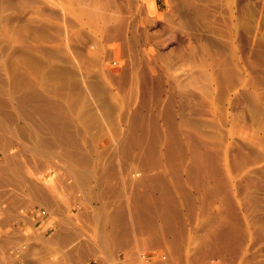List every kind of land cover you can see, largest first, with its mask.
Wrapping results in <instances>:
<instances>
[{
    "label": "rangeland",
    "instance_id": "rangeland-1",
    "mask_svg": "<svg viewBox=\"0 0 264 264\" xmlns=\"http://www.w3.org/2000/svg\"><path fill=\"white\" fill-rule=\"evenodd\" d=\"M0 35V73L3 74L0 82L2 79V88L5 87L4 92L1 91L3 96L0 95L2 101L6 94L13 92L12 87L20 88V84L29 82L28 75L35 73L36 76L40 71L45 75L42 81L43 88L47 87L45 91L62 93L61 97L54 95L55 99L50 93V97L65 104L69 97L68 118L74 125H71V132L81 144V154L84 152L83 156H88L92 165L86 166L89 169L75 165L70 172L71 168L62 160L52 158L47 152L49 158L34 159L41 167L37 166L39 170L28 168L23 177L26 183L22 186L16 182V177L1 178L3 175L0 174L1 180L13 178L16 182L11 181L14 188L10 191H3L7 192L3 193L7 202V196L11 195L10 203L6 204L5 199L0 201V264L9 262L12 250L18 251L13 257L19 256L20 264H129L131 261L130 264H145L141 258L143 253L164 251L167 255L160 258L163 259L161 262L152 259L147 263L264 264V0H0ZM47 64L53 68H48ZM60 68L63 71H59ZM20 70L21 73L24 71L22 80V75L17 74ZM16 75L20 77L16 78ZM130 119L145 121L148 125L150 138L156 144L153 146L154 157H189L188 150L178 154L187 146L185 137H188L192 143H205L212 157L222 159L218 167L225 173L224 180L228 185H225V194L237 223L233 222L231 248L225 254H219L220 258L215 255V246L207 230H211V224L227 226L223 214L227 206L221 209L220 204L211 201L212 197L202 194L205 192L197 184L206 181L209 184V179L199 177L201 182L197 177L188 179L191 176L181 170L179 175L163 173L160 178L170 186L173 207L176 214L179 213L173 225L179 237L174 236L179 240L174 239L176 247L171 239L173 234L164 236L166 233L162 231L161 242L157 244L149 241L148 234H144L141 227L138 229V225L128 234L131 245L128 243L120 248L115 244L121 236L118 231L114 236V231H108L107 227L118 226L114 216L123 208L128 212L123 210L125 220L129 219L132 225L133 208L129 201L134 191L131 185L136 186V179H140L131 176L139 166L138 159L132 157L139 156L130 133V125H133ZM20 127H16L17 140L27 143L22 124ZM168 152L174 155L168 156ZM28 156L26 153L24 158H32ZM176 163L180 166V162ZM3 166V157H0V169ZM54 166L60 170L50 171ZM34 187L42 188L35 190V194ZM149 190L146 195L155 199V190ZM155 206L153 214L157 221H162L160 211L163 210ZM23 209L28 211L27 214L25 210L28 218L29 214L38 212L48 215L49 219L47 222L19 219ZM55 222L57 227L52 229ZM68 234L72 236L69 237L71 243L75 244L70 251L61 242L63 238L67 240ZM206 235L210 243L205 244ZM57 237L60 241L56 242ZM113 242L115 245L111 244Z\"/></svg>",
    "mask_w": 264,
    "mask_h": 264
},
{
    "label": "bare ground",
    "instance_id": "bare-ground-1",
    "mask_svg": "<svg viewBox=\"0 0 264 264\" xmlns=\"http://www.w3.org/2000/svg\"><path fill=\"white\" fill-rule=\"evenodd\" d=\"M106 16V15H105ZM104 16V17H105ZM119 28V27H118ZM2 33V32H1ZM115 33V32H114ZM1 35H3V34H1ZM0 35V36H1ZM118 35V34H117ZM115 36V35H114ZM119 37V36H118ZM109 39V38H108ZM107 39V40H108ZM115 39V38H114ZM3 40V39H2ZM120 40V39H119ZM113 41V40H112ZM105 42V41H104ZM109 42V41H108ZM111 42V41H110ZM119 42V41H118ZM106 51V50H105ZM50 61V60H49ZM48 61V62H49ZM18 62V61H17ZM23 62V61H22ZM40 62V61H39ZM2 63V62H1ZM9 63V62H8ZM52 63V62H51ZM51 63H49V64H51ZM54 63V62H53ZM3 64V63H2ZM22 65V64H21ZM25 65V64H24ZM48 65V64H47ZM37 66H39V65H37ZM41 67H42V64L40 65ZM54 67H57V65L55 66V65H53ZM12 67V66H11ZM19 67V66H18ZM43 67H45V64L43 65ZM51 67V65H48V68H50ZM1 68V67H0ZM53 67H51L50 69H52ZM15 69H17L16 67H15ZM29 69V68H28ZM45 69H46V67H45ZM44 69V70H45ZM56 69V68H55ZM59 69V68H58ZM4 70H5V68H4ZM18 70V69H17ZM29 70H31L32 71V69H29ZM38 70H39V67H38ZM41 70V69H40ZM15 71V70H14ZM25 71H27V69H25ZM30 71V72H31ZM42 71V70H41ZM49 71V70H48ZM52 71H54L55 72V70L53 69ZM57 71V70H56ZM59 71H63V70H61V68H60V70ZM66 71V70H65ZM3 72V71H2ZM17 72V71H16ZM22 71L20 70V72H17V74L18 75H22L23 73H24V71H23V73H21ZM27 72H29V71H27ZM26 72V73H27ZM36 72V71H35ZM43 72V71H42ZM53 72V73H54ZM4 73H5V71H4ZM10 73V72H9ZM12 73V72H11ZM15 72H13V74H14ZM21 73V74H20ZM26 73H25V75H26ZM46 73V72H45ZM64 73V72H63ZM1 74L2 73H0V76H1ZM12 74V75H13ZM31 74H32V72H31ZM34 75L32 76V75H28L26 78H28L29 79V82L27 81V82H25L24 83V85H22V84H20V86H18V87H20V88H14V87H12V89L14 88L15 90H12L11 89V92L12 93H10V94H6L5 95V93H4V95L6 96V98L5 99H3V101H2V99L0 98V157H3V163H4V166H3V169H0V174L1 175H3L1 178H5V176H12L13 178L14 177H16L17 178V180H16V182L17 183H20L21 184V186L23 185V183H26V179L24 180L23 179V177H25L26 176V172H27V169L28 168H34L35 170H39L40 169V167H41V165H40V167H39V165L37 164L36 165V160H34L36 157H46V158H49L48 157V154L50 155V156H52V158H57V159H59V161L60 160H62L63 161V163H65V165L66 166H68L69 168H71L70 169V172H72V168H73V166H77L78 167V165H80V167L81 166H84V167H86L87 165H91V163L89 162V159H87L88 158V156L87 157H85V156H83V154H84V152H83V154H81V144L79 143V142H77L76 141V139H75V137H74V132L72 133L71 132V122L72 121H70L69 120V118H68V111H69V109H68V102H67V100H68V98L69 97H67V100H66V103L67 104H65L63 101V103H58L56 100H54L55 99V96L54 95H57V92L55 93L54 92V94L52 93V92H48V91H45V89L47 88H43V86H42V81H43V78L45 77V75L43 76L42 75V73L39 71H37V73H36V76H35V73H33ZM44 74V73H43ZM57 74V73H56ZM3 75V74H2ZM18 75H16L17 77L16 78H19L20 76H18ZM46 75H48V74H46ZM111 75V74H110ZM114 75V74H113ZM24 75H22L21 76V80H22V77H23ZM54 76H57V75H55L54 74ZM2 77V76H1ZM0 77V78H1ZM6 77V76H5ZM9 77V76H8ZM25 77V76H24ZM48 77V76H47ZM58 77V76H57ZM114 77V76H113ZM9 78H11V77H9ZM26 78H23V79H25L26 80ZM120 78V77H119ZM19 79V80H20ZM45 79V78H44ZM12 81H13V78L11 79ZM8 81V80H7ZM24 81V80H23ZM49 81V80H48ZM116 81V80H115ZM1 82H2V79H1ZM0 82V95H1V91H3V88H5V87H3L2 88V83ZM4 82V81H3ZM6 82V81H5ZM8 83V82H7ZM23 83V82H22ZM48 83V82H47ZM6 83H4L3 85H5ZM12 84V83H11ZM16 83H14V85H15ZM18 84H19V82H18ZM46 84V83H45ZM80 84V83H79ZM93 84V83H92ZM46 85H48V84H46ZM82 85V84H81ZM6 86V85H5ZM12 85H10V87H11ZM17 86V85H16ZM15 86V87H16ZM8 87V86H7ZM57 88L58 87H56V90H57ZM51 89V88H50ZM53 89H55V88H53ZM53 89H52V91H53ZM91 89V88H90ZM5 90V89H4ZM48 90V89H47ZM9 91V90H8ZM7 91V93H9ZM50 91V90H49ZM4 92V91H3ZM53 94V97H54V99L52 98V97H50L51 95H49V94ZM60 94H62V93H60ZM60 94H58L57 96H59ZM72 94V93H71ZM79 94H81V93H79ZM8 95V96H7ZM3 95H1V97H2ZM65 96V95H64ZM59 97H61V95L59 96ZM76 97V96H75ZM74 97V98H75ZM81 97V96H80ZM58 98V97H57ZM65 98V97H64ZM90 98V97H89ZM61 99V98H60ZM62 99H63V97H62ZM71 100V99H70ZM59 102H60V100H59ZM70 102V101H69ZM76 102V101H75ZM70 104V103H69ZM71 105V104H70ZM77 105V104H76ZM70 107V106H69ZM84 110V109H83ZM151 110V109H150ZM89 112V111H88ZM87 113V112H86ZM167 113V112H166ZM171 113V112H170ZM146 114V113H145ZM157 114V113H156ZM169 114V113H168ZM174 115V114H173ZM72 116V115H71ZM148 116V115H147ZM165 116V115H164ZM168 116H171V115H168ZM135 117V116H134ZM137 117V116H136ZM173 117V116H172ZM71 118H73V117H71ZM144 118H147V117H144ZM74 119H76V118H74ZM132 119V118H131ZM130 119V120H131ZM139 119V118H138ZM138 119H135V120H131L132 121V123H133V125H130V126H132V127H130V130H132V131H130V133L133 135V136H131V137H133L134 138V144L133 145H135L136 147H137V156H139V157H132V158H137L138 159V161H139V166H138V168H136L137 169V171L135 172V168L133 169L134 170V175L132 174H130L131 176H138L140 179H136L135 177V179L137 180V183L135 184L136 186H134V185H131L132 184V182L130 181V185L132 186V189H133V191H134V194H133V198H131L130 199V201H129V205L131 206V209L133 208V210H132V212H133V217L131 216V218H133L134 220L132 221V219H131V221H132V225L130 224L131 222H130V220L128 219V221L130 222H128V221H126L125 220V213L123 212V210H125L123 207H121V206H119V208H123L122 209V212H120L121 211V209L119 210V211H117V213H118V215L116 216H114V215H112V216H114V217H116V224H123V222L124 221H126V222H128V225L130 226V228H129V230H130V232L132 231V229H133V227H134V229H136V227H138L139 226V228L138 229H140V227H141V231L142 232H144V230H145V232H144V234H148L147 235V239L149 238V236H150V234H152V236H150V237H153V235L154 236H157V237H159L160 239H162L161 237H162V234H161V232L162 231H164V233H166V234H164V236H166L167 235V233H169L170 235L171 234H173L172 236H173V238L171 237V239H172V241H174L175 242V244H174V246L175 245H177V242L176 241H179L178 239L176 240L175 238H174V236H175V234H177L176 232H175V230L176 229H174L175 227L173 226L176 222H177V217H178V214H176L177 212V210H174L175 208L173 207V204L174 203H172L173 201H172V198H171V196H173L172 194H171V192L169 193V188H168V186H166L165 185V179L164 178H162V180L164 181V183H163V181H161V177L162 176H164L163 175V173H177V175H179L178 174V172H180L179 170H181V171H183V172H185V173H187L189 176H191V177H188V175H187V177H188V179L189 178H193V177H197L198 179V182H201V181H199V177L200 178H205V180L206 179H209L211 182L209 183V184H206V182H205V180H203L204 182H205V184L204 183H200V185H199V183L197 184L199 187H201L202 189H200L201 191H204L205 193H202V194H207L208 196H210V197H212L211 199V201H214V202H216V203H218V204H220L219 206H222V208L221 209H224L226 206H227V208H225L224 209V212H223V214H224V216H225V218H226V224H227V226L226 227H222L221 225H219V224H215L214 226H213V224H211L212 226H211V230L209 231V229L207 230L208 232H207V234L209 235V237H211L212 239V241H213V244H214V248H212V247H210V249H214L215 251V255L217 256V257H219V254H225L230 248H231V244H232V240H233V232H234V223H237L236 222V219H234V217H232V207H231V204H229L230 202L229 201H227V197H226V187H225V180H224V175H225V173L222 171V169L221 168H219L218 167V164L220 163V160H222V159H219V157H212L213 155H211L210 154V152H207V148L206 147H208V146H205L206 144L205 143H203V144H201V143H192V139L191 138H188V137H185V139H186V144H187V146H188V148H187V146L186 147H182L184 150H183V152H180V151H182L181 149H180V151H179V153L178 154H180V155H182V153H184L185 154V152L188 150V156L189 157H182V156H184V155H182L181 157H175V156H173V155H171V156H173V157H154L155 156V154L153 153L155 150V147H154V149H153V146H155L156 144H154L155 142V140H153V138L151 139L150 137V135H151V133H150V131H149V128L147 127L148 125L145 123V121H144V123H141V122H139V120ZM155 119V118H154ZM171 119V118H170ZM145 120V119H144ZM167 120H169V119H167ZM103 121V120H102ZM172 121V120H171ZM147 122H148V120H147ZM150 122V121H149ZM73 123H74V120H73ZM113 123H114V121H113ZM126 123V122H125ZM157 123V122H156ZM173 122H171V124H172ZM176 123V122H175ZM175 123H174V125H175ZM22 124V127H23V132H24V134H26V136L25 137H27V140L26 141H28L27 143H19L18 142V140H17V130H16V127H17V125H18V127H20V125ZM75 124V123H74ZM83 124H84V122H83ZM154 124H155V121H154ZM171 124H169V125H171ZM127 125V124H126ZM155 125H157V124H155ZM174 125H172V126H174ZM72 126H74V125H72ZM115 126V125H114ZM175 127V126H174ZM174 127H172V128H174ZM104 128V127H103ZM107 128V127H106ZM152 128V127H151ZM159 128V127H158ZM80 129V128H79ZM79 129H77L78 130V133L79 132H81V130H79ZM176 129V128H175ZM73 130V129H72ZM76 130V131H77ZM87 130V129H86ZM115 130V129H114ZM114 130H112V131H114ZM119 130V129H118ZM174 130V129H173ZM20 131H21V127H20ZM85 131V130H84ZM172 131V130H171ZM77 133V134H78ZM108 133V132H107ZM127 133H128V131H127ZM153 133V132H152ZM18 134H19V132H18ZM23 134V133H22ZM21 134V135H22ZM20 135V136H21ZM130 135V134H129ZM19 136V137H20ZM85 136V135H84ZM186 136V135H185ZM78 137V140H79V137L80 136H77ZM154 137H155V135H154ZM21 139V138H20ZM92 139H93V137H92ZM112 139H113V137H112ZM129 139H130V136H129ZM200 139V138H199ZM86 140H88V139H86ZM115 140V139H114ZM131 140V139H130ZM129 140V141H130ZM24 141V140H23ZM80 141V140H79ZM128 141V142H129ZM178 141V140H177ZM132 142H133V139H132ZM156 142H158V141H156ZM169 142V141H168ZM197 142V141H196ZM86 143H87V141H86ZM130 143H131V141H130ZM175 143V142H174ZM177 143V142H176ZM83 144V143H82ZM173 144V143H172ZM180 144H181V142H180ZM191 144H193L192 146H191ZM205 144V145H204ZM87 145V144H86ZM112 145V144H111ZM131 145V144H130ZM133 145H132V147H133ZM168 145V144H167ZM176 145H179L178 143L176 144ZM82 146H85V145H82ZM173 146V145H172ZM180 146V145H179ZM183 146V145H182ZM165 147V146H164ZM177 147V146H176ZM70 148H74L73 150L74 151H70ZM83 148H85V147H83ZM82 148V149H83ZM186 148V149H185ZM62 149V151H61V153H55V151L57 150H61ZM88 149V148H87ZM128 149V148H127ZM132 149H134V147L132 148ZM179 149V148H178ZM207 149V150H206ZM210 149V148H209ZM168 150H170V148L168 149ZM171 150H173V149H171ZM54 151V152H53ZM209 151V150H208ZM47 152H48V154H47ZM167 152V151H166ZM170 152V151H169ZM169 152H168V156H170L169 155ZM26 153H29V156L28 157H32L31 159H25L24 157H25V154ZM86 153V152H85ZM171 153V152H170ZM89 154H90V152H89ZM176 154V153H175ZM53 155L54 156H56V157H53ZM166 155V156H167ZM91 156V155H90ZM131 158V157H130ZM94 160V159H93ZM42 161V160H41ZM40 161V162H41ZM104 161V160H103ZM137 161V162H138ZM165 161V162H164ZM163 162H164V164H163ZM176 162H180V166L179 165H177L178 163H176ZM60 163V162H59ZM62 163V162H61ZM60 163V164H61ZM88 163H90V164H88ZM134 163H135V161H134ZM2 164V163H1ZM60 164H58L59 166H60ZM95 164V163H94ZM53 165H55V164H53ZM63 165V164H62ZM35 166V167H34ZM39 167V169H37L38 167ZM75 166V167H76ZM92 166V165H91ZM95 166V165H94ZM223 166V165H222ZM56 167H58V166H54V168H52L50 171H52L53 173L54 172H58L60 169L58 168V170L56 169ZM74 167V168H75ZM115 167V166H114ZM1 168V167H0ZM60 168H61V166H60ZM90 168H92V167H90ZM112 168V167H111ZM132 168H133V166H132ZM34 169H31V170H33V172H34ZM43 169V168H42ZM45 169V168H44ZM48 169V168H47ZM64 169V168H63ZM86 169H89L88 167H86ZM224 169V168H223ZM57 170V171H56ZM61 170H62V168H61ZM66 170V169H65ZM64 171V170H63ZM67 171V170H66ZM66 171H64V172H66ZM93 171V170H92ZM95 171V170H94ZM93 171V172H94ZM113 171V170H112ZM120 171V170H119ZM123 171V170H122ZM41 172H42V170H41ZM82 172V171H81ZM100 172V171H99ZM30 173V172H29ZM28 173V174H29ZM76 173V172H75ZM92 173V172H91ZM71 174V173H70ZM79 174H81V173H79ZM94 174V173H93ZM92 174V175H93ZM0 175V176H1ZM30 175V174H29ZM38 175V174H37ZM83 175V174H82ZM87 175V174H86ZM95 175V174H94ZM36 176V175H35ZM66 176V175H65ZM73 176V175H72ZM78 176V175H77ZM85 176V175H84ZM83 176V177H84ZM167 176V175H166ZM175 176V175H174ZM181 176V175H180ZM179 176V177H180ZM33 177V176H32ZM61 177H62V175H61ZM80 177H81V175H80ZM186 177V178H187ZM13 178H12V180L11 181H14L13 180ZM31 178V177H30ZM37 178V177H36ZM66 178V177H65ZM133 178V177H132ZM173 178V177H172ZM175 178H178V177H175ZM73 179V178H72ZM91 179V178H90ZM109 179V178H108ZM111 179V178H110ZM113 179V178H112ZM158 179H160L159 181H156V180H158ZM170 179V178H169ZM195 179V178H194ZM194 179L192 180V181H194ZM4 179H0V201H2V202H4L3 201V199H5V198H3V193H5V192H3L4 190H8V191H10L11 190V188H14V187H12L13 185H12V183H11V181L9 180V179H7L6 178V180H4ZM39 179H37L36 181H38ZM67 180V179H66ZM69 180V179H68ZM79 180V179H78ZM89 180V179H88ZM138 180H139V182H138ZM196 180V179H195ZM208 180V181H209ZM29 181V180H28ZM35 181V182H36ZM65 181V180H64ZM85 181V180H84ZM108 180H106V182H107ZM115 181V180H114ZM167 181V180H166ZM15 182V181H14ZM13 182V183H14ZM16 182L14 183V184H16ZM31 182V181H30ZM34 182V183H35ZM78 182V181H77ZM83 182V181H82ZM110 182V181H109ZM135 182V181H134ZM179 182V181H178ZM177 182V183H178ZM196 182V181H195ZM29 183V182H28ZM32 183V182H31ZM39 183V182H38ZM56 183V182H55ZM120 183V182H119ZM129 183V182H128ZM138 183H140L139 185H140V187H139V185L137 186V184ZM37 184V183H36ZM40 184V183H39ZM89 184V183H88ZM99 184V183H98ZM111 184V183H110ZM179 184V183H178ZM191 184V183H190ZM35 185V184H34ZM72 185V184H71ZM84 185H85V183H84ZM107 185V184H106ZM114 185V184H113ZM144 185V189H143V186ZM174 185V184H173ZM183 185V184H182ZM197 185H195V186H197ZM19 186V185H18ZM31 186V185H30ZM108 186V185H107ZM126 186V185H125ZM198 186H197V188H198ZM226 186H228V185H226ZM38 187H40V186H38ZM37 187V189L34 187L33 188V190H34V192H35V190L37 191L39 188ZM51 187V186H50ZM65 187V186H64ZM94 187V186H93ZM98 187V186H97ZM170 187V186H169ZM26 188V187H25ZM42 188V187H41ZM40 188V189H41ZM53 188V187H52ZM88 188V187H87ZM108 188V187H107ZM126 187H124V189H125ZM129 188H131L130 186H128V189ZM148 188V190H149V188H153L155 191V193H154V198L155 199H153V198H151L149 195H146V193L145 192H147L145 189H147ZM155 188H157V189H155ZM181 188H182V186H181ZM29 189V188H28ZM27 189V190H28ZM30 189H32V188H30ZM39 189V190H40ZM51 189V188H50ZM66 189V188H65ZM112 189V188H111ZM110 189V190H111ZM127 189V188H126ZM137 189H139L138 190V192L136 191ZM179 189H180V185H179ZM194 189V188H193ZM16 190V189H15ZM33 190H32V192H33ZM38 190V191H39ZM44 189H42V191H43ZM54 190H55V188H54ZM59 190V189H58ZM70 190V189H69ZM72 190V189H71ZM76 190V189H75ZM104 190V189H103ZM158 190V191H157ZM183 190V189H182ZM186 190V189H185ZM198 191H199V189H197ZM19 191V190H18ZM77 191V190H76ZM129 191H130V189H129ZM152 191V190H151ZM27 192V191H26ZM29 192V191H28ZM58 192H60V190L58 191ZM117 192V191H116ZM123 192V191H122ZM173 192V191H172ZM181 192V191H180ZM184 192V191H183ZM230 192V191H229ZM13 193V192H12ZM18 193V192H17ZM31 193V192H30ZM29 193V194H30ZM37 192H35V194H36ZM51 193V192H50ZM147 193H150V190H149V192H147ZM5 194H7V192L5 193ZM9 194H11V193H9ZM53 194H55V193H53ZM110 194V193H109ZM130 194V193H129ZM171 194V195H170ZM180 194V193H179ZM18 195H19V193H18ZM18 195L16 194V197H18ZM21 195V194H20ZM24 195V194H23ZM31 195V194H30ZM33 195H34V193H33ZM83 195V194H82ZM153 195V194H152ZM190 195V194H189ZM207 195H205V196H207ZM7 196V195H6ZM42 196H44V195H42ZM47 196V195H46ZM60 196V195H59ZM64 196H65V194H64ZM72 196V195H71ZM84 196V195H83ZM8 198L7 199H9L10 200V198L9 197H11V195L10 196H7ZM55 198H56V196H54ZM79 197H81V195L79 196ZM85 197V196H84ZM83 197V198H84ZM132 197V196H131ZM153 197V196H152ZM187 197H188V195H187ZM186 197V198H187ZM229 197V196H228ZM33 197H31V199H32ZM39 199H40V197H38ZM66 198V197H65ZM38 199V200H39ZM44 199H45V197H44ZM42 200V202L45 204L46 203V201L45 200ZM46 199H48L47 197H46ZM75 199H77L76 197H75ZM184 199V198H183ZM226 199V200H225ZM8 200V202L6 201V199H5V202H7L6 204H8V203H10V201ZM33 200V199H32ZM31 200V201H32ZM37 200V201H38ZM49 200V199H48ZM60 200H61V198H60ZM153 200H154V203L155 204H153ZM198 200V199H197ZM228 200H230L229 198H228ZM21 201V200H20ZM23 201V200H22ZM27 201V200H26ZM35 201V200H34ZM74 201V200H73ZM124 201V200H123ZM122 201V202H123ZM126 201H127V199H126ZM176 201V200H175ZM2 202H0V203H2ZM28 202V201H27ZM48 202V201H47ZM50 202V201H49ZM204 202V201H203ZM210 202V201H209ZM36 203V202H35ZM39 203H41V201H39ZM38 203V204H39ZM43 203H41V205L43 204ZM125 203V202H124ZM199 203V202H198ZM5 204V203H4ZM37 204V203H36ZM43 204V205H44ZM49 204V205H48ZM47 205H48V207L51 205V202L50 203H48ZM126 205H127V203H125ZM176 204V203H175ZM210 204H211V202H210ZM212 204H213V202H212ZM40 205V206H41ZM42 205V206H43ZM46 205V204H45ZM44 205V206H45ZM63 205H65L66 206V204H63ZM80 205V204H79ZM120 205V204H119ZM128 205V206H129ZM158 206V209H161V210H163V211H160V210H158V211H160V213H161V215L162 216H160V217H163L162 219L160 218V220H162L163 221V219H164V222H162V221H157V219H156V215L155 214H153V211L152 210H154L153 209V207L154 206ZM230 205V206H229ZM9 206V205H8ZM11 206V205H10ZM155 206V207H156ZM184 206V205H183ZM223 206H224V208H223ZM46 207V206H45ZM62 207V206H61ZM95 207V206H94ZM160 207V208H159ZM195 207V206H194ZM231 207V208H230ZM188 209H189V207H187ZM7 209V208H6ZM64 209V208H63ZM81 209V208H80ZM127 209V208H126ZM129 209H130V207H129ZM191 209V208H190ZM24 210V209H23ZM21 210V212H23L22 213V216L20 215V218L19 219H22V220H24L25 218H28L27 216H25V212L27 211L26 209V211L24 210ZM57 210V209H56ZM65 210V209H64ZM82 210V209H81ZM80 210V211H81ZM94 210V209H93ZM47 211V210H46ZM130 211V210H129ZM158 211H157V214H158ZM187 211V210H186ZM14 212V211H13ZM101 212V211H100ZM114 212V211H113ZM112 212V213H113ZM125 212H127L126 210H125ZM131 212V211H130ZM179 212V211H178ZM194 212V211H193ZM5 213V212H4ZM87 213V212H86ZM204 213V212H203ZM235 213H237V212H235ZM27 214H28V211H27ZM80 214H82V213H80ZM84 214V213H83ZM100 214V213H99ZM127 214H128V212H127ZM192 214V213H191ZM194 214V213H193ZM205 214V213H204ZM203 214V215H204ZM30 215V217L28 218V219H36V221H39V222H41V221H48V215L46 216L45 214H39L38 212L37 213H32V214H29ZM88 215V214H87ZM90 215V214H89ZM108 215V214H107ZM130 215H131V213H130ZM202 215V214H201ZM9 216V215H8ZM126 216H128V215H126ZM189 216V215H188ZM235 216H236V214H235ZM82 217H84V216H82ZM86 217V216H85ZM84 217V218H85ZM93 217V216H92ZM113 217V218H114ZM237 217V216H236ZM87 218V217H86ZM88 218H89V216H88ZM99 218V217H98ZM129 218V217H128ZM180 218V217H179ZM233 218V219H232ZM32 219V220H33ZM91 219V218H90ZM102 219H104V218H102ZM127 219V218H126ZM181 219V218H180ZM219 219V218H218ZM26 220V219H25ZM209 220V219H208ZM20 221V220H19ZM86 221V220H85ZM90 221V220H89ZM96 221V220H95ZM24 222V221H23ZM32 222V221H31ZM34 222V221H33ZM111 222V221H110ZM160 222H161V224L163 223V225H162V227H161V224H160ZM178 222H179V219H178ZM214 222V221H213ZM234 222V223H233ZM89 223V222H88ZM47 224V223H46ZM110 224V223H109ZM108 224V225H109ZM124 224H126V223H124ZM121 225L122 226V228H123V226H125V225ZM178 224V223H177ZM181 224V223H180ZM180 224H179V226H178V228L180 227ZM128 225H126L125 227L126 228H128L127 226ZM136 225H138V226H136ZM166 225V226H165ZM6 226V225H5ZM4 226V227H5ZM112 227H110V226H108L107 227V230L108 231H111V230H113L114 232H113V234H114V236L116 235V232L118 231L119 232V234H120V236H121V238H119V239H121V241L123 242V237L122 236H125L127 233H125V230L128 232L129 230H127L125 227L123 228V229H125V230H122L121 231V227H120V225H116V228H114L113 229V225H111ZM165 226V227H164ZM11 227V226H10ZM46 227V226H45ZM51 227H52V229H54V227H55V229H56V227H57V223L55 222L53 225H51ZM160 227L162 228V230L160 229ZM112 228V229H111ZM51 229V230H52ZM173 229H174V231H173ZM86 230V229H85ZM105 230V229H104ZM139 230V231H140ZM183 230V229H182ZM97 231V230H96ZM137 230H135V232H136ZM140 231V232H141ZM179 231H180V229H179ZM39 232V231H38ZM72 232H75V231H72ZM72 232H70V233H72ZM146 232H148V233H146ZM175 232V233H174ZM181 232V231H180ZM16 233V232H15ZM69 233V234H70ZM108 233H110V232H108ZM129 233V232H128ZM132 233V232H131ZM55 234V233H54ZM60 234V233H59ZM68 234V235H69ZM73 235H74V233H72ZM72 234H70V235H72ZM118 234V235H119ZM137 234V233H136ZM143 234V233H142ZM181 234V233H180ZM191 234V233H190ZM4 235V234H3ZM6 235V234H5ZM67 236L66 235V238H67V240L65 239V238H63L62 240H61V242L63 243V245L68 249V251H70V249L69 248H73L74 247V245L75 244H73V243H71V242H73V241H71V240H69L70 238L69 237H72V236ZM92 235V234H91ZM108 235V234H107ZM117 235V236H118ZM132 235V234H131ZM233 235V236H232ZM31 236V235H30ZM43 236V235H42ZM64 235H62V237H63ZM97 236V235H96ZM106 236V235H105ZM146 236V235H145ZM168 237H169V235H167ZM177 236V238H179L178 237V234L176 235ZM55 237V236H54ZM53 237V240L55 239ZM59 237V236H58ZM56 238V242L57 241H60L59 240V238L61 237V235H60V237L59 238ZM75 237V236H74ZM81 237V236H80ZM79 237V238H80ZM91 237V236H90ZM111 237V236H110ZM110 237H109V239L107 240L108 242H109V240H110ZM119 237V236H118ZM117 237V238H118ZM125 237H128V235H126ZM183 237V236H182ZM181 237V238H182ZM82 238V237H81ZM80 238V239H81ZM112 238H113V236H112ZM129 238V237H128ZM137 238H140V237H137ZM154 238L155 237H153V240L151 241V242H153V241H155L154 240ZM159 238H156V239H158L159 241H156L157 242V244L158 243H160L161 241H160V239ZM164 238V237H163ZM206 238H208L207 237V235H206V237H205V240H206ZM9 239V238H8ZM77 239V238H76ZM100 239V238H99ZM114 239V238H113ZM112 239V240H113ZM116 239V238H115ZM125 239H127V238H125ZM146 239V240H147ZM170 239V238H169ZM176 241H175V240ZM204 239V238H203ZM232 239V240H231ZM35 240V239H34ZM74 240V239H73ZM117 240V239H116ZM141 240V239H140ZM151 240V239H150ZM149 240V241H150ZM208 240V239H207ZM207 240L204 242L205 244L206 243H210V242H207ZM20 241V240H19ZM52 241V240H51ZM100 241V240H99ZM118 241V240H117ZM116 241V243L115 242H113V243H111V244H113V245H119V243ZM120 241V240H119ZM165 241H167V239L165 240ZM169 241V240H168ZM209 241V240H208ZM4 242V241H3ZM76 242H79V241H76ZM80 242H82V241H80ZM83 242H84V240H83ZM125 242V241H124ZM129 241L127 240V243H128ZM132 242H135V241H133L132 240ZM146 242V241H145ZM164 242V241H163ZM171 242V241H170ZM200 242V241H199ZM75 243V242H74ZM87 242H86V240H85V242H84V244H86ZM99 243V242H98ZM97 243V244H98ZM103 243H104V241H103ZM110 243V242H109ZM115 243V244H114ZM118 243V244H117ZM141 243V242H140ZM155 243V242H154ZM171 243H173V242H171ZM202 243V242H201ZM203 243V244H204ZM81 244V243H80ZM122 244H124V243H122ZM130 245H131V242L129 243ZM129 244H125L126 246H128ZM132 244H134V243H132ZM142 244V243H141ZM146 244H148V242H146ZM193 244V243H192ZM202 244V245H203ZM212 244V243H211ZM212 244V245H213ZM87 245V244H86ZM104 245H105V243H104ZM140 245V244H139ZM149 245V244H148ZM168 245H169V243H168ZM167 245V246H168ZM179 245V244H178ZM201 245V244H200ZM208 245V244H207ZM77 246V245H76ZM81 246V245H80ZM121 244L118 246V247H120L121 248ZM143 246V245H142ZM156 246H158V248L160 247L159 245H156ZM169 246H173V244H171V245H169ZM173 246V248H175ZM209 246H210V244H209ZM4 247V246H3ZM98 247V246H97ZM101 247V246H100ZM104 247H107L106 245L104 246ZM115 247V246H114ZM165 247V246H164ZM178 247V246H177ZM202 247V246H201ZM1 248V247H0ZM82 248V247H81ZM122 248H124V247H122ZM132 248V247H131ZM142 248V247H141ZM151 248V247H150ZM153 248V247H152ZM173 248H172V250H173ZM204 248V247H203ZM21 249V248H20ZM86 249V248H85ZM97 249H101V248H97ZM125 249V248H124ZM128 249V248H127ZM169 249H171L170 247H169ZM177 249V248H176ZM175 249V250H176ZM105 250H107V248L105 249ZM126 250V249H125ZM138 250H140L139 248H138ZM144 250V249H143ZM149 250H151V249H149ZM155 250V249H154ZM158 250V249H157ZM164 250H165V248H164ZM201 250H202V248H201ZM200 250V251H201ZM8 251V250H7ZM67 251V252H68ZM72 251V250H71ZM79 251H81L80 253H82L83 252V250H79ZM95 251V250H94ZM122 251V250H121ZM127 251V250H126ZM146 251V250H145ZM144 251V252H145ZM156 251V250H155ZM191 251V250H190ZM213 251V250H212ZM73 252V251H72ZM99 252V251H98ZM116 252H118V251H116ZM130 252V251H129ZM134 252H136L135 250H134ZM150 252V251H149ZM165 252V251H164ZM164 252H155V256H156V259L158 258V260H159V262H161L164 258H165V256L167 255H164L165 253ZM171 252V251H170ZM192 252V251H191ZM195 252H197V251H195ZM210 252H211V250H210ZM17 253H18V251L17 250H12L11 251V254H13V256H16L17 255ZM80 253H79V255H80ZM133 253V252H132ZM143 253V252H142ZM142 253H140V255H142ZM164 253V254H163ZM175 253H176V251H175ZM182 253V252H181ZM235 253V252H234ZM8 254V253H7ZM71 254V253H70ZM135 254H137V253H135ZM177 254V253H176ZM213 254V253H212ZM71 255H73V254H71ZM70 255V256H71ZM122 255V254H121ZM182 255V254H181ZM196 255V254H195ZM205 255H206V253H205ZM51 256V255H50ZM74 256V255H73ZM113 256V255H112ZM126 256H127V254H126ZM129 256V255H128ZM138 256V255H137ZM194 256V255H193ZM208 256V255H207ZM215 256V257H216ZM225 256V255H224ZM9 257V256H8ZM84 257V256H83ZM132 257V256H131ZM178 257V256H177ZM221 257V256H220ZM219 257V258H220ZM125 258V257H124ZM123 258V259H124ZM135 258V257H134ZM160 258H163V259H161L160 260ZM173 258V257H172ZM236 258V257H235ZM131 259V258H130ZM129 259V260H130ZM196 259V258H195ZM224 259V258H223ZM222 259V263H224L223 261H225V259L223 260ZM230 259V258H229ZM135 260V259H134ZM141 260V259H140ZM219 261H221V260H218V262ZM126 262V261H125ZM132 262V261H131ZM131 262H129V264L131 263ZM137 262V261H136ZM135 262V263H136ZM141 262V261H140ZM155 262V261H154ZM227 262V261H226ZM236 262V261H235ZM234 262V263H235ZM66 263V262H65ZM133 263V262H132ZM139 263V262H138ZM166 263V262H165ZM3 264V263H2ZM122 264V263H121ZM145 264H149V263H145ZM157 264H158V262H157ZM167 264H169V263H167ZM220 264V263H219ZM225 264V263H224ZM255 264V263H254Z\"/></svg>",
    "mask_w": 264,
    "mask_h": 264
},
{
    "label": "built area",
    "instance_id": "built-area-1",
    "mask_svg": "<svg viewBox=\"0 0 264 264\" xmlns=\"http://www.w3.org/2000/svg\"><path fill=\"white\" fill-rule=\"evenodd\" d=\"M141 258L143 259V261H145L147 263V262H149L152 259H156L155 252L143 253V255L141 256ZM11 259H13L14 261L13 262H10ZM7 264H20V258H19V256L18 257H15V258L13 256H11L9 258V262Z\"/></svg>",
    "mask_w": 264,
    "mask_h": 264
},
{
    "label": "crops",
    "instance_id": "crops-1",
    "mask_svg": "<svg viewBox=\"0 0 264 264\" xmlns=\"http://www.w3.org/2000/svg\"><path fill=\"white\" fill-rule=\"evenodd\" d=\"M124 223H126V224H124ZM123 224H124L125 226L128 225V223H127L126 221H124ZM123 224H118V225H120V227H121V231H122V230H125V229H123L125 226H123V228H122V226H121V225H123ZM127 227H128V228H126V227H125V228H126L127 230H129L130 226L128 225ZM122 232H123V231H122ZM128 232L130 233V230H129ZM128 232L125 230V233H127L126 235L129 234ZM123 233H124V232H123ZM125 233H124V234H125ZM126 235H125V236H126ZM125 236L122 238V239H123V242L121 241V239H120V241H117V242L119 243V245L121 244V245L125 246V244L127 245V244L129 243V242L127 243V240L129 241L128 237H125ZM150 236H152V234H150ZM150 236H149V239H151L150 241L153 240V237H155V238H154L155 241H153V242L157 243L156 241H159L158 239H156V238H159V237L154 236V235H153V237H150ZM125 238H127V239H125ZM159 239H160V238H159ZM124 241H125V242H124ZM160 241H161V239H160ZM118 243H117V244H118ZM122 243H124V244H122Z\"/></svg>",
    "mask_w": 264,
    "mask_h": 264
}]
</instances>
